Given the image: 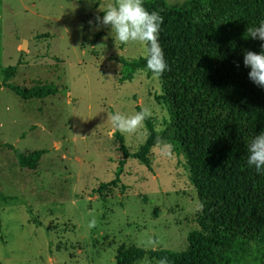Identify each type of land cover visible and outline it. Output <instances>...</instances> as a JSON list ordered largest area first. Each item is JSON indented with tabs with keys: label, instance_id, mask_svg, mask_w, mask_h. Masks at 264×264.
Segmentation results:
<instances>
[{
	"label": "rangeland",
	"instance_id": "1",
	"mask_svg": "<svg viewBox=\"0 0 264 264\" xmlns=\"http://www.w3.org/2000/svg\"><path fill=\"white\" fill-rule=\"evenodd\" d=\"M106 2L0 0V82L2 69L13 66L9 84L38 81L58 91L23 101L0 88V143L45 151L26 170L0 147V194L18 198L0 200V264H115L116 252L130 246L180 252L198 229V201L179 151L166 159L150 148L149 169L128 157L118 183L94 192L122 159L116 137L129 155L145 141L113 133L108 114L148 107L144 128L149 122L155 133L169 118L154 75L137 71L119 81L120 61L143 55L139 44H121L98 24ZM233 264H264V252L238 251Z\"/></svg>",
	"mask_w": 264,
	"mask_h": 264
},
{
	"label": "trees",
	"instance_id": "2",
	"mask_svg": "<svg viewBox=\"0 0 264 264\" xmlns=\"http://www.w3.org/2000/svg\"><path fill=\"white\" fill-rule=\"evenodd\" d=\"M143 6L163 17L159 43L169 70L155 77L168 123L155 133L146 122L150 135L135 154H127L116 137L122 159L113 179L94 192L118 183L128 157L149 169L147 153L160 137L185 157L190 184L204 207L195 219L198 229L186 236L184 250L130 246L119 249L114 262L138 264L148 257L157 262L166 259L167 264H233L238 251L264 252V173L247 163L249 143L264 131V88L249 79L250 67L243 63L246 51H262L264 41L247 36V28L264 19V0H143ZM120 62V82L131 81L137 71L153 75L144 57ZM14 72L13 66L2 69L0 88L20 100L58 92L52 83L11 85ZM0 147L10 150L26 170H34L45 153H23L2 143ZM0 200L18 198L0 194ZM26 211L33 217L29 207Z\"/></svg>",
	"mask_w": 264,
	"mask_h": 264
},
{
	"label": "clouds",
	"instance_id": "3",
	"mask_svg": "<svg viewBox=\"0 0 264 264\" xmlns=\"http://www.w3.org/2000/svg\"><path fill=\"white\" fill-rule=\"evenodd\" d=\"M98 10L103 13V16L102 18L97 16L96 21L111 29L112 38L121 44L136 43L141 46V53L148 71L159 78L166 70H169L159 43L163 17L158 12L147 11L143 6V0H107L105 4L98 6ZM92 23L89 21V24ZM247 34L253 39L258 38L264 41V19L258 26L248 27ZM260 47L262 49L260 53L246 51L243 63L246 67H250L249 79L264 88V43ZM150 116L151 110L143 107L141 111L131 114L116 111L114 114H108L107 119L111 122L113 133L118 131L128 135L139 134L146 140L150 133L144 128V121ZM153 150L161 158L170 159L174 155V145L160 137L156 138ZM247 163L254 166L258 174L264 173V131L256 134L249 143ZM196 207L198 211H202L204 204L198 203ZM158 264H167V261L161 259Z\"/></svg>",
	"mask_w": 264,
	"mask_h": 264
},
{
	"label": "bare ground",
	"instance_id": "4",
	"mask_svg": "<svg viewBox=\"0 0 264 264\" xmlns=\"http://www.w3.org/2000/svg\"><path fill=\"white\" fill-rule=\"evenodd\" d=\"M24 46V45H23Z\"/></svg>",
	"mask_w": 264,
	"mask_h": 264
}]
</instances>
